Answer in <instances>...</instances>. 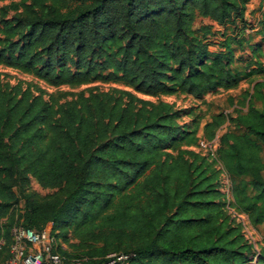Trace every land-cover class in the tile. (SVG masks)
<instances>
[{
	"label": "trees",
	"instance_id": "16d2710c",
	"mask_svg": "<svg viewBox=\"0 0 264 264\" xmlns=\"http://www.w3.org/2000/svg\"><path fill=\"white\" fill-rule=\"evenodd\" d=\"M251 1L20 0L0 8V64L52 87L118 83L151 97L202 100L239 86L235 64L246 46L255 61L246 76L264 74L263 41L253 45L249 33ZM199 19L211 25L196 28ZM258 21L264 26V14ZM214 25L232 33L217 34ZM263 89L260 81L248 94L247 114L206 126L208 140L226 120L243 129L220 137L218 155L236 210L254 226L264 224V108L252 101L264 99ZM181 114L126 90L57 104L43 89L0 82V221L19 188L17 220L38 231L53 223L69 259L102 264L134 253L131 264H264L262 255L254 263L253 244L227 213L209 155L183 148L195 140ZM32 180L56 192L43 197L30 190ZM15 222L0 231L9 236Z\"/></svg>",
	"mask_w": 264,
	"mask_h": 264
},
{
	"label": "rangeland",
	"instance_id": "374dc122",
	"mask_svg": "<svg viewBox=\"0 0 264 264\" xmlns=\"http://www.w3.org/2000/svg\"><path fill=\"white\" fill-rule=\"evenodd\" d=\"M20 0H0V8L11 5L12 3H19ZM13 12L9 13V16L12 15ZM264 14V11L260 7L253 8L249 14L248 19L250 22L249 25L253 28L249 30L251 33L253 45L260 43L262 46V56L258 59L260 63H264V26L258 19L261 18V15ZM202 25H211L210 21L207 19H199L196 23V28H199ZM233 26H218L214 25L215 33L227 32L228 34L232 33ZM215 44L211 47V51L216 53L219 51L217 43L222 41L220 35L213 37L211 39ZM238 52V51H237ZM252 52L247 48H245L244 53H238L237 56H242L244 60L235 64L236 71L241 72L243 76L242 82L238 87L231 90H219L217 93L208 94L204 99L199 100L195 99L191 96L175 94V95H167V96H158L151 97L143 94H139L134 92L132 89L125 87L118 83H101L94 82L86 85L71 87V86H61V87H52L46 84L44 81L38 79L36 76L23 72L21 70L6 67L0 64V82L4 86H9L14 88L16 86H21L26 88L28 86L32 88H40L44 90V96L47 100L55 99L57 104H62L66 102H70L76 98L79 93H85L86 95L91 91H113L115 89L131 91L135 93L138 97L151 101L153 103H158L159 101H165L171 103L175 110L181 111V119L180 123L183 125H187L188 132H193V138L195 140L194 144L186 147L185 149L193 150L195 152H201L205 155H209L210 160L214 163L213 168L219 173V182L220 189L223 193V199L225 202V209L227 213L231 216L232 219L235 220V223L240 226L243 234L246 238L253 244L255 251V261L259 259L260 255L264 257V224L260 226H254L249 217L236 210L234 206V196H233V179L224 169L218 155V149L220 146V137L226 134L227 132H233L236 135L243 134V129L238 128L235 123H229L226 120L225 124L217 129L216 137L213 140H208V135L206 131V126L209 123H212L217 117H221L222 115L227 117L236 118L239 115L247 114L249 109V98L248 94L253 93L254 85L260 81L264 83V74L257 76H246L248 72L246 69L248 64L251 62L255 63L252 60L253 55ZM264 93V89L262 90ZM252 104L257 109L264 108V99L261 96L254 99ZM209 142L215 143V148L210 151H207L201 147V142ZM215 152V157L211 154ZM261 157L264 161V145L261 152ZM264 176V173H263ZM30 190L38 193L39 195L46 197L52 195L56 192V190H44L42 189L35 180L31 181ZM16 191V200L13 204L11 213L8 217L2 219L0 221V226L4 227L10 222V217L13 219H17L18 217L24 213V196L22 191L19 188H15ZM48 225L53 227V223H48ZM47 225V226H48ZM58 233V232H57ZM59 234V233H58ZM71 241V240H70ZM59 245L65 247L67 251H71L69 247V243L65 241L63 237L58 238Z\"/></svg>",
	"mask_w": 264,
	"mask_h": 264
},
{
	"label": "built area",
	"instance_id": "2783aa9c",
	"mask_svg": "<svg viewBox=\"0 0 264 264\" xmlns=\"http://www.w3.org/2000/svg\"><path fill=\"white\" fill-rule=\"evenodd\" d=\"M200 145L207 151L215 148V143L203 141ZM211 154L214 156L215 152ZM8 235L7 230L2 228L0 264H86L84 259H69L64 255L66 249L59 245L50 225L38 231L25 227L22 221L16 219L9 228ZM7 246L8 250L5 252ZM134 257V253H114L108 255L102 264H131Z\"/></svg>",
	"mask_w": 264,
	"mask_h": 264
},
{
	"label": "crops",
	"instance_id": "0c3cea01",
	"mask_svg": "<svg viewBox=\"0 0 264 264\" xmlns=\"http://www.w3.org/2000/svg\"><path fill=\"white\" fill-rule=\"evenodd\" d=\"M255 7H260L263 9L264 11V1H261V0H252L249 7H248V12H247V16L249 14V12L255 8Z\"/></svg>",
	"mask_w": 264,
	"mask_h": 264
}]
</instances>
